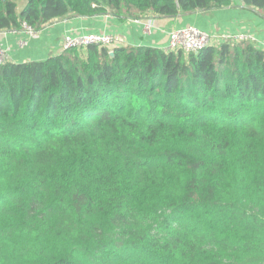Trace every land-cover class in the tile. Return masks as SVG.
<instances>
[{
    "label": "trees",
    "instance_id": "1",
    "mask_svg": "<svg viewBox=\"0 0 264 264\" xmlns=\"http://www.w3.org/2000/svg\"><path fill=\"white\" fill-rule=\"evenodd\" d=\"M231 2L0 0V31ZM0 264H264V49L0 64Z\"/></svg>",
    "mask_w": 264,
    "mask_h": 264
},
{
    "label": "crops",
    "instance_id": "2",
    "mask_svg": "<svg viewBox=\"0 0 264 264\" xmlns=\"http://www.w3.org/2000/svg\"><path fill=\"white\" fill-rule=\"evenodd\" d=\"M25 5L20 6L18 2V12ZM149 19L155 21L150 32L144 25ZM190 24L213 35L253 36L255 41L252 43L264 49V8L248 6L243 0H232L228 6L180 13L174 17L160 16L153 10L141 13L138 17L127 18L113 13L93 16L70 14L34 30L33 33L25 28L0 31V47L7 51L8 62L41 61L62 52L65 33H109L119 38L115 45L167 49L170 33ZM21 42L25 43L21 45ZM220 43L223 42H215L216 45Z\"/></svg>",
    "mask_w": 264,
    "mask_h": 264
},
{
    "label": "built area",
    "instance_id": "3",
    "mask_svg": "<svg viewBox=\"0 0 264 264\" xmlns=\"http://www.w3.org/2000/svg\"><path fill=\"white\" fill-rule=\"evenodd\" d=\"M139 22V20H137ZM155 24L153 19H149L145 22V29L150 32L152 26ZM25 28L30 33L34 32V29L27 24L23 23ZM229 40L243 41L247 40L254 42L253 36L224 34L222 36L210 34L196 25L190 24L180 29H175L169 36V47L167 51L182 50L185 53L197 52L209 45H215V42H226ZM119 41V38L109 33H89L83 35H75L72 33H65L62 42V51L71 50L74 48H85L89 45L97 46H114ZM25 42H21L23 45ZM9 56L7 51L0 47V64L8 62Z\"/></svg>",
    "mask_w": 264,
    "mask_h": 264
},
{
    "label": "rangeland",
    "instance_id": "4",
    "mask_svg": "<svg viewBox=\"0 0 264 264\" xmlns=\"http://www.w3.org/2000/svg\"><path fill=\"white\" fill-rule=\"evenodd\" d=\"M19 5L22 6L23 4H26L27 0H18Z\"/></svg>",
    "mask_w": 264,
    "mask_h": 264
}]
</instances>
